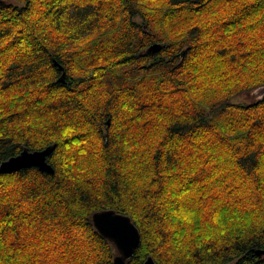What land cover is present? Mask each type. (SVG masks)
<instances>
[{"label": "trees", "instance_id": "1", "mask_svg": "<svg viewBox=\"0 0 264 264\" xmlns=\"http://www.w3.org/2000/svg\"><path fill=\"white\" fill-rule=\"evenodd\" d=\"M49 146L0 172V264H114L105 210L128 264H264V0H0V165Z\"/></svg>", "mask_w": 264, "mask_h": 264}, {"label": "water", "instance_id": "2", "mask_svg": "<svg viewBox=\"0 0 264 264\" xmlns=\"http://www.w3.org/2000/svg\"><path fill=\"white\" fill-rule=\"evenodd\" d=\"M147 26H145V30ZM162 47L161 44L153 45L149 51L154 52ZM55 65L59 66L56 62ZM63 72L59 82L65 83V72L62 66H59ZM256 92L263 93V90ZM110 124V121H108ZM55 147L49 146L46 149L38 151H30L24 149L19 155L11 157L0 165V172L12 173L28 168H37L40 172L46 174H54L53 166L48 162V158L54 153ZM93 223L99 234L105 239L112 242L117 249V256L114 259V264H128V261L135 255L141 244V234L132 219L128 216L117 213L114 210H105L97 212L93 215ZM125 221L127 230L120 233L115 232L110 226L113 221ZM258 256H263L264 251H258ZM145 264H157L152 257H149Z\"/></svg>", "mask_w": 264, "mask_h": 264}, {"label": "rangeland", "instance_id": "3", "mask_svg": "<svg viewBox=\"0 0 264 264\" xmlns=\"http://www.w3.org/2000/svg\"><path fill=\"white\" fill-rule=\"evenodd\" d=\"M261 97V93L260 92H254L253 94H244L241 95L239 97L236 98L235 102L237 103H252L255 101V99H258Z\"/></svg>", "mask_w": 264, "mask_h": 264}, {"label": "snow or ice", "instance_id": "4", "mask_svg": "<svg viewBox=\"0 0 264 264\" xmlns=\"http://www.w3.org/2000/svg\"><path fill=\"white\" fill-rule=\"evenodd\" d=\"M110 226L117 233L127 230V223L125 221L116 220L113 221Z\"/></svg>", "mask_w": 264, "mask_h": 264}, {"label": "bare ground", "instance_id": "5", "mask_svg": "<svg viewBox=\"0 0 264 264\" xmlns=\"http://www.w3.org/2000/svg\"><path fill=\"white\" fill-rule=\"evenodd\" d=\"M120 10V9H119ZM251 257V256H250Z\"/></svg>", "mask_w": 264, "mask_h": 264}]
</instances>
